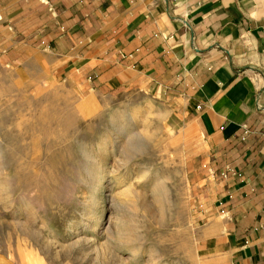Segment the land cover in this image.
Instances as JSON below:
<instances>
[{
    "label": "rangeland",
    "instance_id": "1",
    "mask_svg": "<svg viewBox=\"0 0 264 264\" xmlns=\"http://www.w3.org/2000/svg\"><path fill=\"white\" fill-rule=\"evenodd\" d=\"M38 45L0 27V264H225L161 103L80 97Z\"/></svg>",
    "mask_w": 264,
    "mask_h": 264
},
{
    "label": "crops",
    "instance_id": "2",
    "mask_svg": "<svg viewBox=\"0 0 264 264\" xmlns=\"http://www.w3.org/2000/svg\"><path fill=\"white\" fill-rule=\"evenodd\" d=\"M0 27L80 97H155L200 170L209 253L264 264V0H0Z\"/></svg>",
    "mask_w": 264,
    "mask_h": 264
}]
</instances>
